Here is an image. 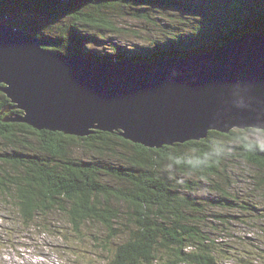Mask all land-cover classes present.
I'll list each match as a JSON object with an SVG mask.
<instances>
[{
  "label": "trees",
  "instance_id": "obj_1",
  "mask_svg": "<svg viewBox=\"0 0 264 264\" xmlns=\"http://www.w3.org/2000/svg\"><path fill=\"white\" fill-rule=\"evenodd\" d=\"M162 7L184 14L175 34L152 41L153 48L116 47L104 54L82 49L86 41H96L93 37L73 34L70 39L68 30H60L56 39H50L42 33L51 30V25L14 16L10 20L11 26L48 42V50L105 66L190 57L250 33L264 34V0H0V19L22 10L40 19L60 15L83 29L119 33L126 28H118L109 19L119 17L116 8L127 11L133 21L152 24L147 9L158 12ZM7 106L10 101L0 92V139L10 144V150L0 152V197L17 209L25 226L38 216L58 212L78 235L84 226L103 228L104 237L90 236L104 255L102 264H218V255L226 251L200 226L202 205L192 192L201 189L205 180L220 195L214 202L228 200L231 184L223 183L231 182L227 171L235 159L255 169L252 182L264 189V145L250 139L256 132L252 129L229 135L211 131L199 142L148 149L124 140L117 132L95 131L79 138L4 122L9 115L4 111ZM75 149L84 151L86 157L74 155ZM169 170L174 174H167ZM193 175L198 180H192ZM234 203L250 213L264 212L254 204ZM213 215L219 223L227 217Z\"/></svg>",
  "mask_w": 264,
  "mask_h": 264
},
{
  "label": "water",
  "instance_id": "obj_2",
  "mask_svg": "<svg viewBox=\"0 0 264 264\" xmlns=\"http://www.w3.org/2000/svg\"><path fill=\"white\" fill-rule=\"evenodd\" d=\"M49 45L0 23V92L11 104L4 122L79 138L117 132L148 149L211 131L264 132V34L149 64L105 66Z\"/></svg>",
  "mask_w": 264,
  "mask_h": 264
},
{
  "label": "rangeland",
  "instance_id": "obj_3",
  "mask_svg": "<svg viewBox=\"0 0 264 264\" xmlns=\"http://www.w3.org/2000/svg\"><path fill=\"white\" fill-rule=\"evenodd\" d=\"M114 11H117L119 17L109 19L112 23L116 22L118 28H126L124 32L86 27L83 29L80 24L60 15L40 19L38 15L22 10L6 15L3 20L0 19V23L11 26L13 24L10 19L14 16L40 22L44 27L51 25V30L42 33L44 37L50 39H56L60 30H68L70 33H66L70 39L73 34L78 37H93L96 41H86L82 49L91 52L101 51L104 54L105 51L112 52L116 47L118 49L148 46L153 48L152 41L169 38L170 35L175 34L174 28L180 23L178 21H184L182 12H173L164 7L156 9L158 12L147 9L148 16L152 17V24L131 20L124 9L116 8ZM110 16H113V13ZM170 25L172 28L168 29ZM171 30L173 33H170ZM26 33L37 37L33 32ZM252 130L256 132L251 133L250 139L264 145V132L258 129ZM5 149L10 150V144L7 140L0 139V152ZM75 151L74 155L77 157H86L84 151L77 149ZM227 173L231 177V182L225 181L223 184H231L227 191L231 193L228 200L223 199L220 204L214 202L213 200H217L220 195L213 191L205 180L202 181L204 185L201 189L192 192L197 202L202 205L198 210L201 214L198 215L199 219L203 220L199 221L200 226L213 235V239L220 244L221 250L226 251L224 255H218V264H264V212L250 213L242 208H236L237 204L234 203L254 204L264 208V189L254 186L252 179L255 176V169L242 159H235ZM167 174L173 175L174 171L169 170ZM181 176L184 178L183 174ZM191 179L198 180L194 175ZM212 179L218 180L217 177ZM213 213L224 214L227 217L223 223H219L220 221L213 220L215 218ZM92 235L104 237L105 230L95 225L84 226L82 234L78 235L65 216L58 212L45 217L38 216L32 224L25 226L17 214V209L6 204L0 197V264H102L104 255L98 252L97 246H93L90 241ZM121 238L114 241L117 242Z\"/></svg>",
  "mask_w": 264,
  "mask_h": 264
},
{
  "label": "bare ground",
  "instance_id": "obj_4",
  "mask_svg": "<svg viewBox=\"0 0 264 264\" xmlns=\"http://www.w3.org/2000/svg\"><path fill=\"white\" fill-rule=\"evenodd\" d=\"M177 58V57H176ZM158 182V181H157ZM229 196V195H228ZM131 197V196H130Z\"/></svg>",
  "mask_w": 264,
  "mask_h": 264
}]
</instances>
